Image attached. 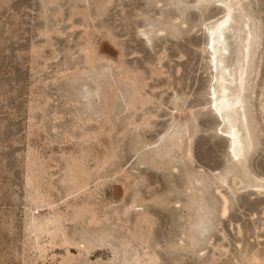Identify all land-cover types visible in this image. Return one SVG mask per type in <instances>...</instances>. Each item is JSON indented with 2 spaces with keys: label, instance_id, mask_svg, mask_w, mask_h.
Wrapping results in <instances>:
<instances>
[{
  "label": "rangeland",
  "instance_id": "obj_1",
  "mask_svg": "<svg viewBox=\"0 0 264 264\" xmlns=\"http://www.w3.org/2000/svg\"><path fill=\"white\" fill-rule=\"evenodd\" d=\"M0 264H264V0H0Z\"/></svg>",
  "mask_w": 264,
  "mask_h": 264
},
{
  "label": "bare ground",
  "instance_id": "obj_2",
  "mask_svg": "<svg viewBox=\"0 0 264 264\" xmlns=\"http://www.w3.org/2000/svg\"><path fill=\"white\" fill-rule=\"evenodd\" d=\"M232 13H233L232 5L230 3H228L222 18L216 24H214L212 27L208 28V31L210 33V37L208 39L207 46H208L209 50L211 51L210 60H211V63L213 64V68H215V69H217V67H216L217 63L220 62V64H221V62H222L218 59L217 54L219 51L225 50V45L222 42V39H223L222 30L224 29V27L227 25L228 22H231L230 20L232 19ZM247 26L248 25H246V27ZM246 50H248V49H246ZM247 56H248L247 51H245V58H247ZM240 62H241V60H240ZM245 63H241L238 66L239 68H238L237 81L239 83L238 87H239L240 91H238L239 94H237L236 97L233 99H229L228 86L226 85V81L228 80L227 76L231 77L230 81L231 80L235 81V78H234L232 72L228 69V67H222L220 69V71H218V73L216 74V79H217V82L219 83L218 87L220 88V92H219L220 95H217L216 89L213 88V91L211 92V94H212L211 104L213 107H215V110H217V113H219V115L224 119L226 117L222 115V110H225L227 108H235L236 109L237 107H241L240 96H241V93H242L243 87H244V75H245V65L244 64ZM221 124H222V122H221ZM227 133H228V135H230V147L229 148H231V151H232L233 147L237 143L240 142L238 135H237L238 133L233 127H231L229 129V131H227ZM241 143L243 146L242 141H241ZM243 147H245V146H243ZM239 148H240V146H239ZM225 210H226V208L224 207L223 211L225 212Z\"/></svg>",
  "mask_w": 264,
  "mask_h": 264
}]
</instances>
